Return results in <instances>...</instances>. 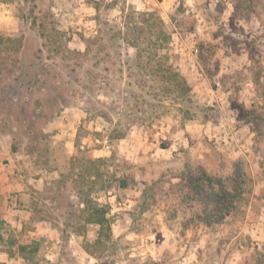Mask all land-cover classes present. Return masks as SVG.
<instances>
[{"label": "rangeland", "instance_id": "374dc122", "mask_svg": "<svg viewBox=\"0 0 264 264\" xmlns=\"http://www.w3.org/2000/svg\"><path fill=\"white\" fill-rule=\"evenodd\" d=\"M13 109L40 151L31 166L64 175L45 191L56 238L0 215V264H264L263 0H0L5 126ZM64 115L77 119L72 159L44 143L43 125ZM96 138L111 153L92 179ZM187 166L245 177L223 223L206 226L186 199ZM92 207L106 211L103 228L88 223ZM14 239L38 253H10Z\"/></svg>", "mask_w": 264, "mask_h": 264}, {"label": "crops", "instance_id": "0c3cea01", "mask_svg": "<svg viewBox=\"0 0 264 264\" xmlns=\"http://www.w3.org/2000/svg\"><path fill=\"white\" fill-rule=\"evenodd\" d=\"M15 111L13 109L9 114L14 121L9 126H5V122L0 119V215L12 228L34 230L54 239L56 236L53 228L57 221L47 214L55 210L52 207L56 200L47 198L45 191L61 179L62 170L31 166L32 159L40 151L31 146L37 144L23 135L26 128L19 123V116L14 119L17 114ZM76 124L77 119L72 115H64L60 121L47 122L42 131L49 139L44 143L61 146L65 159L74 157L77 153ZM83 141L82 144H85L90 138ZM89 152L92 158L108 157L111 153L105 149L92 148Z\"/></svg>", "mask_w": 264, "mask_h": 264}, {"label": "trees", "instance_id": "16d2710c", "mask_svg": "<svg viewBox=\"0 0 264 264\" xmlns=\"http://www.w3.org/2000/svg\"><path fill=\"white\" fill-rule=\"evenodd\" d=\"M260 2H262V0H260ZM134 45L137 47L136 44ZM174 75L176 90H180L182 95L189 93L191 88L188 82L179 75V73ZM104 161L105 159L102 158H90L89 164L91 166L88 169L87 175L92 179H96L100 176L101 166L99 167V165ZM63 175L64 173L61 171V176ZM84 176L86 177V175ZM84 176L81 175L79 178L82 177L81 179L84 180ZM179 178L185 183L183 193L186 195V199L201 204L200 220L208 227L223 223V220L227 216L235 213L238 204L241 203L246 194V190L244 189L246 188V179L240 171L226 178H215L214 176H209L201 166L195 169L187 166L182 174H180ZM85 183H88V181H85L83 184ZM83 184L79 180L76 181L79 195L84 193L82 189ZM85 205H87L86 202ZM91 209L88 223L97 224L103 228L108 222L106 211L98 207H92ZM4 239L5 235L0 233V243H3ZM10 245L12 246L9 250L10 253L13 254V247H17L15 252L25 258L28 256H35L39 251L38 245L35 244L32 246L30 241L18 242L14 239Z\"/></svg>", "mask_w": 264, "mask_h": 264}, {"label": "built area", "instance_id": "2783aa9c", "mask_svg": "<svg viewBox=\"0 0 264 264\" xmlns=\"http://www.w3.org/2000/svg\"><path fill=\"white\" fill-rule=\"evenodd\" d=\"M192 54H193V56H195L196 57V55L198 54V50H197V48L195 47V46H193V50H192ZM193 68H194V70H196L195 72H199V74L201 75V76H204V74H203V72L201 71V67H200V63L197 61V59L195 60V62H194V64H193ZM228 69V68H227ZM94 142H95V144H97V145H100V146H103V149H105V150H107V151H110V145H109V141H108V139L107 138H96L95 140H94ZM118 213H120V212H118Z\"/></svg>", "mask_w": 264, "mask_h": 264}]
</instances>
